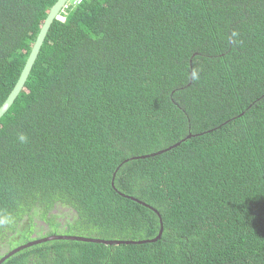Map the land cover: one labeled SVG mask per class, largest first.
Segmentation results:
<instances>
[{
  "label": "trees",
  "instance_id": "16d2710c",
  "mask_svg": "<svg viewBox=\"0 0 264 264\" xmlns=\"http://www.w3.org/2000/svg\"><path fill=\"white\" fill-rule=\"evenodd\" d=\"M56 1L0 0V106ZM59 15L0 119V259L47 236L162 233L2 264H264V0H80Z\"/></svg>",
  "mask_w": 264,
  "mask_h": 264
},
{
  "label": "water",
  "instance_id": "95a60500",
  "mask_svg": "<svg viewBox=\"0 0 264 264\" xmlns=\"http://www.w3.org/2000/svg\"><path fill=\"white\" fill-rule=\"evenodd\" d=\"M68 1L69 0H57L54 3V5L50 8L49 13L46 17V20L44 22V25L42 26V28H41V30H40L37 38H36V41L32 47V50L28 56V59L25 63V66H24V68L20 74V77H19L16 85L14 86L13 90L11 91V93L9 94L7 99L4 101V103L0 106V119L11 108V106L13 105L15 100L17 99L18 95L20 94L21 90L23 89L50 25L53 23L54 20H57L61 10L65 7V5ZM189 138H190V136L187 137V139H189ZM187 139L180 141L179 143L171 146L169 149L176 147V146H179L180 144H182ZM169 149H166L164 151H160V152H157L154 154H150V155L142 157V158L153 157V156H156V155L161 154L163 152H166ZM120 195L123 197H126L121 193H120ZM131 200L136 201L135 199H132V198H131ZM136 202H138L139 204H142L143 206H146L147 208H151L150 206H147L144 203H141L139 201H136ZM155 212L157 213V211H155ZM157 215H159V214L157 213ZM161 233H162V227L160 228V231L155 238H153L151 240H141V241H135V240H131V241H109V240H100V239H95V238L67 236V235L47 236V237H44L41 239H35V240L30 241L24 245H21L19 247L14 248L13 250L9 251L6 255H4L0 259V264H2L4 261L9 259L11 256H14L15 254L19 253L20 251L26 250V249L31 248V247L36 246V245L51 242V241L66 240V241H77V242L103 244V245H108V246L120 245V244H144V243H153L156 240H159Z\"/></svg>",
  "mask_w": 264,
  "mask_h": 264
},
{
  "label": "flooded vegetation",
  "instance_id": "af4514ba",
  "mask_svg": "<svg viewBox=\"0 0 264 264\" xmlns=\"http://www.w3.org/2000/svg\"><path fill=\"white\" fill-rule=\"evenodd\" d=\"M37 227H40V230L42 229V230H44V231H47L48 229H47V226H46V224H44L42 221H37ZM38 230V229H37ZM38 232V231H37ZM9 235V237L7 238V240H6V244L7 243H9V241H10V236H12V233L11 232H8V234H7V236ZM34 235H36V234H34ZM32 237H36V236H32ZM5 244V242L3 243V245ZM7 249V248H6Z\"/></svg>",
  "mask_w": 264,
  "mask_h": 264
},
{
  "label": "clouds",
  "instance_id": "9594fccd",
  "mask_svg": "<svg viewBox=\"0 0 264 264\" xmlns=\"http://www.w3.org/2000/svg\"><path fill=\"white\" fill-rule=\"evenodd\" d=\"M232 36L235 37V36H236V33L233 32V33H232ZM192 76H193L194 79L197 78V73L193 72ZM18 139H19L22 143L27 141V137H26L25 135H23V134H21V135L18 137Z\"/></svg>",
  "mask_w": 264,
  "mask_h": 264
},
{
  "label": "built area",
  "instance_id": "2783aa9c",
  "mask_svg": "<svg viewBox=\"0 0 264 264\" xmlns=\"http://www.w3.org/2000/svg\"><path fill=\"white\" fill-rule=\"evenodd\" d=\"M80 2V0H69L68 2H67V4L65 5V8L66 7H69L70 5H73V4H77V3H79ZM57 20H59V21H64V18L62 17V16H58V18H57Z\"/></svg>",
  "mask_w": 264,
  "mask_h": 264
}]
</instances>
